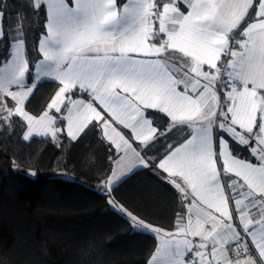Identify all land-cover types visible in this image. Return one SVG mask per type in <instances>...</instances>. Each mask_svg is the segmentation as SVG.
I'll use <instances>...</instances> for the list:
<instances>
[{"label": "snow or ice", "instance_id": "6c2138e0", "mask_svg": "<svg viewBox=\"0 0 264 264\" xmlns=\"http://www.w3.org/2000/svg\"><path fill=\"white\" fill-rule=\"evenodd\" d=\"M45 78L58 90L32 115ZM23 122V141L61 148L96 132L109 195L136 169L167 173L173 231L109 200L159 238L146 264H264V0H0V131Z\"/></svg>", "mask_w": 264, "mask_h": 264}, {"label": "trees", "instance_id": "16d2710c", "mask_svg": "<svg viewBox=\"0 0 264 264\" xmlns=\"http://www.w3.org/2000/svg\"><path fill=\"white\" fill-rule=\"evenodd\" d=\"M9 2L15 10L24 4ZM29 18L36 29L30 43H38L43 20L31 13ZM57 89V82H41L26 107L40 114ZM23 125L14 133L0 131V262L146 264L159 238L134 231L129 217L115 211L109 200L149 225L173 231L182 212L167 173L151 166L138 169L109 195L102 183L109 168L108 146L96 132L72 142L65 131L61 148L51 137L23 141Z\"/></svg>", "mask_w": 264, "mask_h": 264}, {"label": "crops", "instance_id": "0c3cea01", "mask_svg": "<svg viewBox=\"0 0 264 264\" xmlns=\"http://www.w3.org/2000/svg\"><path fill=\"white\" fill-rule=\"evenodd\" d=\"M69 2H70V4H71V3H73V0H71V1L69 0ZM46 80H50V79L45 78L43 81H46ZM51 81H52V80H51ZM54 82H55V81H54ZM57 83H58V82H57ZM58 86H59V85H58ZM57 90H58V89H57ZM57 90H56V91H57ZM53 96H54V95H53ZM53 96H52V97H53ZM49 102H50V101H49ZM26 110H27L30 114H32V115H37V116H38V115L42 114V112H41L40 114H34V113H33L32 111H30L27 107H26ZM58 126H59V127H64V125H58ZM26 131H27V128H26L25 132H26ZM25 132H24V133H25ZM34 137H38V136H35V135H34L32 138H34ZM32 138H31V139H32ZM140 169H141V168H140ZM136 170H138V169H136ZM136 170H134V171L131 172V173H128V174L126 175V177H124L122 180H124L125 178H127L128 176H130V175H131L132 173H134ZM122 180H121V181H122ZM121 181H120V182H121Z\"/></svg>", "mask_w": 264, "mask_h": 264}, {"label": "rangeland", "instance_id": "374dc122", "mask_svg": "<svg viewBox=\"0 0 264 264\" xmlns=\"http://www.w3.org/2000/svg\"><path fill=\"white\" fill-rule=\"evenodd\" d=\"M110 200H114L112 197H110ZM115 201V200H114ZM115 203H116V205H119V206H122V205H120V204H118L116 201H115ZM124 208V207H123ZM125 209V208H124ZM126 210V213H129V211L127 210V209H125ZM125 213V214H126ZM127 215V214H126ZM133 215V214H132ZM152 226V225H151ZM153 227H156V226H153ZM157 228H159V227H157ZM167 231V230H166Z\"/></svg>", "mask_w": 264, "mask_h": 264}, {"label": "water", "instance_id": "95a60500", "mask_svg": "<svg viewBox=\"0 0 264 264\" xmlns=\"http://www.w3.org/2000/svg\"><path fill=\"white\" fill-rule=\"evenodd\" d=\"M0 264H3L2 262H0Z\"/></svg>", "mask_w": 264, "mask_h": 264}]
</instances>
